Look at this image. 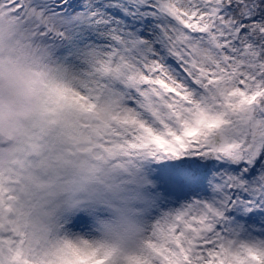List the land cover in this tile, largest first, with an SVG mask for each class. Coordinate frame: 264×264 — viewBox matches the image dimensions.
<instances>
[{"label":"snow or ice","instance_id":"6c2138e0","mask_svg":"<svg viewBox=\"0 0 264 264\" xmlns=\"http://www.w3.org/2000/svg\"><path fill=\"white\" fill-rule=\"evenodd\" d=\"M5 41L0 264H264V0H0Z\"/></svg>","mask_w":264,"mask_h":264},{"label":"rangeland","instance_id":"374dc122","mask_svg":"<svg viewBox=\"0 0 264 264\" xmlns=\"http://www.w3.org/2000/svg\"><path fill=\"white\" fill-rule=\"evenodd\" d=\"M10 45L5 41L0 51L7 52ZM11 51L14 53L15 58L20 61H29V54L23 49H18L11 46ZM8 59V57H5ZM41 78L32 81L31 87L35 90V94L40 98L47 99L50 89L48 87L47 78L50 76L54 78V74L42 72ZM7 92V88L5 89ZM31 96H16L13 94L12 106L10 109L9 117L5 119L3 125H0V137L5 141H19L28 133L30 128L37 126L41 119V114L37 108H25V105L31 104Z\"/></svg>","mask_w":264,"mask_h":264}]
</instances>
